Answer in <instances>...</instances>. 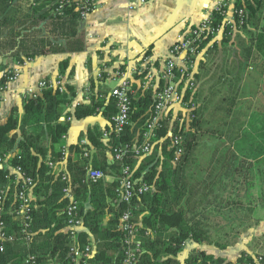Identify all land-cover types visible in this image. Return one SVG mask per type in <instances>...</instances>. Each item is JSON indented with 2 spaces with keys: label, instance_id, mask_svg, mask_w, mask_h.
Wrapping results in <instances>:
<instances>
[{
  "label": "trees",
  "instance_id": "1",
  "mask_svg": "<svg viewBox=\"0 0 264 264\" xmlns=\"http://www.w3.org/2000/svg\"><path fill=\"white\" fill-rule=\"evenodd\" d=\"M14 1L16 0H0V26L13 24L14 20L9 19L5 12L9 11L8 7ZM54 1L31 0V14L49 6V10L46 9L40 14L46 17L55 5ZM253 2L259 3L260 0ZM253 2L247 5L249 20ZM64 13L69 19L55 18L52 29L69 39L63 47L64 50H79L82 46L81 39L75 38L78 32L79 12L71 5L64 9ZM12 33L13 28L9 30V34ZM14 43L15 41L12 45ZM249 45L250 50L256 55L264 57V32L252 34ZM20 47L24 48L23 53L27 55L28 47L25 42H22ZM61 48V46L45 48V43L42 41L39 50L31 48V56ZM14 56L16 61L23 62L19 51L15 52ZM244 61L247 63V60ZM63 64L64 62L60 63L61 66ZM198 75L199 73L196 74V78ZM3 80L2 77L0 83ZM189 96L190 93H187L185 99L187 100ZM67 102L69 98L66 93L51 88L44 89L41 96L26 97L21 112L17 107H13L5 122L0 124V157L17 147L21 158L17 159L16 155L12 154L11 164H21L36 181L29 222L31 244L26 245L21 240L8 244L6 250L0 252V264H24V257L28 253L34 254L39 264H123L124 233L120 229V217L127 209V204L120 199L116 180L88 181L87 168L102 170L115 177L120 174L123 165H129L132 169V178L152 186L150 191L141 193L132 200V205L135 206L134 220L139 224L138 237L144 248V253L141 254L137 264H180L177 255L186 240L190 239L195 243L209 241V227L204 220L208 217L203 215L202 209H198L203 201L201 198H194L198 191L193 190V186L188 183L184 175L188 162L194 156L200 135L207 131L202 127L200 106L192 110L193 117L188 126L184 122L176 123L178 125L172 130L174 134L182 136L184 150L176 163L173 161L175 148L170 138L166 136V124L152 139V148L148 155L136 156L130 151L121 162L113 158L108 159L107 151L113 154L120 146L128 145L131 149L132 146L141 143L142 125L154 100L151 92L138 90L133 99L131 124L126 126L124 132L111 134L108 140L102 139V131L108 126L102 130L98 126L90 128L87 138L95 150L93 158L79 159L77 162L69 161L68 181H64L59 175L52 173L45 160L48 157L53 160L60 157L55 144L59 143L61 136L67 132L69 122L67 119L65 121L58 119L64 115V104ZM97 105L100 108L104 107L101 115L107 120L115 113L112 101L96 103L95 106ZM93 113L94 107L79 106L75 108L73 116L78 119ZM65 115L64 117L68 118L67 115L71 114L68 112ZM255 132L263 139L260 143L253 144L255 138L253 132L246 129L236 138L234 145L239 149L242 147V142L244 144L247 142L251 151L246 153V156H259V162L264 164V125ZM74 147L77 148V145L73 144L72 148ZM66 185L72 187L83 218L84 229L76 236V247L82 254L80 258L70 253L71 239L66 231L65 214L68 199L63 192ZM5 219L7 233L20 228L10 217L6 216ZM86 246L94 249V254L90 257L84 255ZM163 253H166L165 256ZM184 264L232 263L224 262L221 257H214L203 250H196L184 258ZM233 264H264V262L255 261L251 255H241Z\"/></svg>",
  "mask_w": 264,
  "mask_h": 264
},
{
  "label": "built area",
  "instance_id": "2",
  "mask_svg": "<svg viewBox=\"0 0 264 264\" xmlns=\"http://www.w3.org/2000/svg\"><path fill=\"white\" fill-rule=\"evenodd\" d=\"M146 0H128L127 9L133 10L137 4H144ZM254 0H216L211 6L204 7L200 22L194 26L184 29L170 46L168 53L162 63L156 64L148 54H141L136 58V64L129 69L127 62L111 66L102 64L94 71V82L89 84L84 91L87 105L94 107V114H102L104 107L95 106L96 103L113 102L115 113L108 118V127L102 131V139L108 140L111 134L124 132L126 126L130 125L133 99L138 90L151 92L153 106L142 125L141 143L129 149L128 145L120 146L112 158L122 161L132 151L136 156L148 155L151 152V141L157 136V131L163 125H167L166 136H168L175 148L173 161L176 163L183 154L182 136L172 132L170 121L171 110L175 105L187 109L189 120L194 109L192 100L184 99L187 93H193L196 85V74L198 63L202 54L209 48L214 49L224 40L236 35L237 32L248 23L247 5ZM53 15L66 19L64 9L73 5L79 12V18L85 19L96 6L95 0H55ZM53 2V3H54ZM66 17V18H65ZM19 75V67L7 69L3 72L6 81H13ZM39 89H54L62 93L65 91L64 81L61 77L57 79H42L38 83ZM4 86H0V102L3 99L1 92ZM27 97L36 98L33 93ZM191 114V115H190ZM69 120L64 115L59 121ZM77 148H72L66 142L63 134L57 143L56 150L60 157L57 160L46 158L45 163L54 175H59L61 180L68 181L66 161L69 157L78 161L79 159H90L92 147L87 138L81 139ZM16 155L21 158L20 150L15 147L10 152L0 157V252H4L8 244L17 243L20 240L26 245L31 244L32 236L29 230L31 220L32 200L34 198L33 188L35 179L27 173L21 164H11L10 157ZM86 178L88 181L116 180L118 182V193L121 201L127 204V209L120 217V229L123 231L122 247L124 250L123 264H137L144 248L139 239V224L134 220V208L132 200L141 193L148 192L152 186L132 178V169L129 165L121 167L120 174L113 176L102 170L87 168ZM63 192L68 199L65 209L66 231L71 239L70 253L80 258L81 252L77 249V233L83 228V218L79 212L78 200L73 193L72 187L66 185ZM18 223L20 228L7 233L6 219ZM149 234V232H146ZM85 257L94 254V249L89 246L85 248ZM259 260L264 262L260 257ZM259 262V261H258ZM24 264H39L35 255L28 253L24 257Z\"/></svg>",
  "mask_w": 264,
  "mask_h": 264
},
{
  "label": "rangeland",
  "instance_id": "3",
  "mask_svg": "<svg viewBox=\"0 0 264 264\" xmlns=\"http://www.w3.org/2000/svg\"><path fill=\"white\" fill-rule=\"evenodd\" d=\"M193 1L196 0H169L168 3L172 7L180 4L190 6ZM253 3L251 18L241 32L201 55L195 92L187 100L184 97L186 101L194 102V108L200 106L202 127L207 130L200 135L184 175L193 190L198 191L194 198L203 201L198 209H202L203 215L208 217L204 220L209 227L210 239L196 245L186 240L178 254L183 264L184 258L196 250H203L232 264L241 255H251L255 261H260V257L264 260V255L259 254L261 252L253 251L249 231L252 212L258 203L261 204L260 197L264 192V164L246 156L251 151L247 142H242L239 149L234 145L236 138L246 129H254L258 116L259 126L264 125V57L256 55L249 45L252 34L264 32V0ZM48 7L34 14H31V0H16L8 7L9 11L5 13L15 23L0 26L4 42L0 54L1 48L5 49H2V56L6 58L3 60L12 57L15 60V48L22 42H26V46L40 43L44 30L53 27L43 21L57 18L53 15L54 6L46 17L40 15L44 10H49ZM136 9H123V15L101 18L99 23L107 25V30H116L133 41L136 35L151 32L159 18L151 12L153 10L135 14ZM167 14L170 17L172 11ZM11 28L13 34H9ZM13 41L15 46L12 45ZM1 67L5 72L17 65L5 67L4 64ZM170 112L173 120L169 126L172 130L182 122L188 126L190 117L187 109L175 105Z\"/></svg>",
  "mask_w": 264,
  "mask_h": 264
},
{
  "label": "crops",
  "instance_id": "4",
  "mask_svg": "<svg viewBox=\"0 0 264 264\" xmlns=\"http://www.w3.org/2000/svg\"><path fill=\"white\" fill-rule=\"evenodd\" d=\"M18 1L21 2L24 0ZM215 1L216 0H196L193 1V4L190 6L180 4L173 7L169 5V0H146L144 4H137L136 8H138H135V14H145L148 10H153L151 12L157 14L159 18L156 20L157 26L152 29L151 32H145L143 35H136L133 41H129L116 30H107V25L99 23L101 18L108 19L109 17L115 18L118 14L123 15V9L131 11L126 7L128 0H95L96 6L94 10H92L85 19L78 18V32L75 38L81 39L82 46L79 50H64L63 47L69 39L60 35L59 31H53L52 27L50 30L47 28L44 30V38L40 40L39 44L33 43L31 45L28 43L27 55L23 53L25 52L24 48H21L20 45H18V47L16 46L15 52L19 51L20 56L23 58V62L21 63L16 61V59L14 60V57L10 60L7 59V61L3 60L5 56H2V54L5 49L1 48L0 82L4 71V67L1 66L4 64L5 67L19 66V75L17 79L13 81L5 82L4 79L3 82L0 83V86H4L1 92L3 99L0 102V124L5 122L13 107H17L19 112H21L24 100L27 96L33 93L37 94V97L41 96L42 90L44 89L38 88L40 80L57 79L61 77L65 87V91L62 93H66L69 98V102L64 104V111L65 113L69 112L71 114L70 116L67 115L69 118V127L65 133L67 144L73 145L78 143L81 139L87 138L88 130L93 126H98L100 130H102L108 125V120L101 114L93 113L92 115L78 119L73 116L76 107L88 106V102L85 101L84 98V91L90 83L92 84L94 82L95 69L102 64L116 66L123 62H127L126 66L131 69V67H134L136 64V58L141 54H148L156 64L162 63L163 58L166 57L177 35L184 29L198 24L202 18L201 13L204 7L213 5ZM165 4L167 6H165ZM171 8L173 10H171ZM171 11L172 14H169V17L167 13ZM13 23H15V21ZM43 23L53 25V19L50 20L47 18ZM80 23L81 27H79ZM2 33L3 31L1 30L0 47H3L2 45L4 43L1 38ZM15 35H17V33H15ZM42 41L45 43V48H49L50 46H61L62 48L61 50L47 51L31 56V48L39 50ZM10 51L13 52V50ZM61 62H64L62 66L60 65ZM258 118L259 119H256L258 123H256L254 129H252L255 137L253 139V144L260 143L261 140H263L259 138L255 132L256 129L261 127L259 126L260 117L258 116ZM56 146L57 144H55V148ZM91 150L92 154L90 160H92L93 153L95 152L94 148ZM106 156L108 159H111V152L107 151ZM250 158L261 163L259 162V156H250ZM69 161L77 162L69 157L66 161V167ZM260 198L261 204L258 203L252 212L249 231L252 237L253 251L261 252L259 254L264 255V192ZM259 206H262V208L258 209ZM110 215L111 214H109V216ZM83 229L84 227L81 228V230ZM185 243L186 242H184V244ZM192 243L196 245L195 242L192 241ZM199 248L203 249L202 247ZM177 259L179 260L178 255ZM179 262L183 264L180 260Z\"/></svg>",
  "mask_w": 264,
  "mask_h": 264
}]
</instances>
